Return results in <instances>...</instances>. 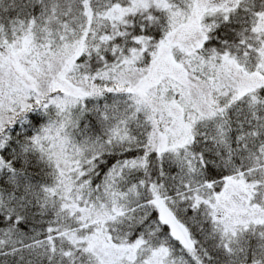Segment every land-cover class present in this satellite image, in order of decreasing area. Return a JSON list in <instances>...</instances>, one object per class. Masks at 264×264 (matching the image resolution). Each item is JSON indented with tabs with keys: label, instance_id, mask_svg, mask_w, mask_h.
Here are the masks:
<instances>
[{
	"label": "snow or ice",
	"instance_id": "snow-or-ice-1",
	"mask_svg": "<svg viewBox=\"0 0 264 264\" xmlns=\"http://www.w3.org/2000/svg\"><path fill=\"white\" fill-rule=\"evenodd\" d=\"M0 264H264V0H0Z\"/></svg>",
	"mask_w": 264,
	"mask_h": 264
}]
</instances>
